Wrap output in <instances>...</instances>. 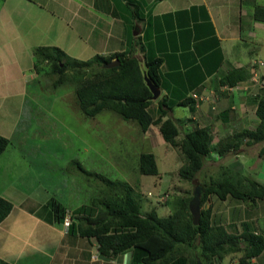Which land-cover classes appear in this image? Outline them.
Wrapping results in <instances>:
<instances>
[{
    "label": "crops",
    "instance_id": "1",
    "mask_svg": "<svg viewBox=\"0 0 264 264\" xmlns=\"http://www.w3.org/2000/svg\"><path fill=\"white\" fill-rule=\"evenodd\" d=\"M71 13L73 22L64 18ZM46 16L50 18L47 24H36ZM52 16L61 28H68L63 31L66 38L55 32L59 25L52 24ZM70 28L77 48L68 42ZM50 46L82 61L96 55L137 56L138 49L145 58H157L158 101L164 99L170 108L164 109L166 116L162 119H188L190 125L198 123L193 130L208 127L217 134L213 137L216 143L223 131L256 129L260 123L256 108L264 89L255 87L230 97L218 93L215 101L214 97L197 107L191 100L188 105L179 103L194 93L215 91L230 72L243 71L248 79L251 62H264V0H0V136L8 140L0 155V197L12 205L10 214L0 223V259L8 264H131L130 250L104 256L94 237L80 236V227L88 224L86 219L98 214V200L90 194L82 196V192L77 197L67 180H53L52 173L41 165L42 155L48 151L40 149L42 155L37 160L29 136L24 134L30 124L21 128L22 119L13 117L5 99L4 92L12 89L13 71H33V49ZM257 72L264 76V66ZM176 107L182 108V114L175 117ZM183 123L188 125L187 121ZM245 144L241 143L236 152V172L254 176L252 179L264 186V141L256 143L261 144L259 154H250L262 156L258 165L251 158L253 169L237 165L239 159L249 156V143ZM93 162L96 165L90 154L86 165L66 156L59 163L67 172L76 163L85 177L86 173H97ZM82 184L89 185L85 180ZM53 200L72 213L70 226L55 221L49 204ZM82 207L87 212L77 213ZM252 232L264 237V229ZM262 256L264 250L252 262L260 264Z\"/></svg>",
    "mask_w": 264,
    "mask_h": 264
},
{
    "label": "rangeland",
    "instance_id": "2",
    "mask_svg": "<svg viewBox=\"0 0 264 264\" xmlns=\"http://www.w3.org/2000/svg\"><path fill=\"white\" fill-rule=\"evenodd\" d=\"M54 14L58 17L60 16V13ZM54 18L52 16L51 20ZM64 18L72 19L71 22H73L74 13L64 16ZM49 19L46 16L41 22L36 24H47ZM69 23L70 21H68ZM52 24L54 26L59 25L57 31L52 30L57 32L58 36L61 33V39L67 37H65L66 33L63 31L68 28H61L59 20H52ZM71 31L74 32L70 28L68 42L76 47L72 43L75 39L71 38ZM133 31H131L132 34ZM87 44L90 45L89 43ZM137 51V56L132 53L127 55L138 59L141 69L144 70L145 55L139 49ZM51 52V50L45 49L43 52L44 57L39 59L37 57L32 67L33 71L22 72L14 70L10 76L13 81L12 89L10 88L4 94L6 101L10 103L11 112L14 114L13 117L22 119L21 128L30 124L31 127L26 129L24 134L29 136V145L35 149L37 160L40 159V149L47 150L48 153L41 154L44 159L41 164L42 167L48 169L52 173L53 180L58 183L61 182V179L62 181L67 180V184L78 193V195L75 194L77 197L81 196L79 192H82V196L86 197V194H90L94 200H98V203H103V201L107 203L109 200L125 198L130 190L134 200L139 205L141 216L145 217L155 212L159 217L166 218L174 216L179 210H182L183 205L188 201L190 203L194 198V194L202 186L209 185L212 181H222L228 178L235 181L234 177H232L233 175L230 176L229 173L225 172V168L236 172V161L238 159L236 152L239 148L229 150L224 156L218 155L217 157L215 153L218 151L217 144L219 145L221 142L220 145L225 144L229 137L237 134L236 131H223L218 137V141L215 138V141H217L215 143L213 142V137L217 134H214V131L210 132L208 127H205L211 137V145L209 147L211 155L206 158L203 170L196 176L194 182L183 179L179 171L187 166V159L181 152L179 145H171L164 142L159 132L161 123L159 122L160 111L157 101L160 95L158 99L152 100L148 110L154 120V124L149 127L150 130L148 129V132H143L135 120H126L109 110H103L95 117H87L79 108L75 90L83 81H91L96 73L102 71L103 68L107 69L104 67L106 64L93 63L90 66L76 68L72 65V59L74 58L70 56V58L63 57L62 63L68 61L64 72L66 79L63 84L55 87L59 74L52 71L51 60L47 57ZM84 52L89 51L85 49ZM90 59L83 61L74 60L84 62ZM254 68L251 65L250 76L245 80L244 84L251 82L253 77L252 69L257 72V66L256 69ZM78 75H82L81 80L77 77ZM218 90L219 87L215 91ZM209 97V100L214 98V96ZM216 99L215 97L214 101ZM18 103L20 105L17 107L16 104ZM213 107L215 108V106ZM174 113L176 114L174 115L175 117L179 113L182 114V108H174ZM173 120L179 128V135L176 138L178 143L188 130H193L194 127L198 126V123L197 125H190L188 119ZM183 121H187L188 125L186 127L183 125ZM247 141L248 139H244L241 146L245 147V142ZM247 146L249 156L239 159L237 164L242 163L244 167H241V169L245 168V166L253 169L251 158L256 159L257 165L259 164L258 158L260 156L254 157L250 156V154H259L258 150L261 144L249 143ZM249 146L252 147L249 148ZM85 150L89 152L91 150L90 154L94 155L96 165L93 162V166L97 169V173L89 172L84 177L78 171L76 163L70 166L68 172L61 167L60 158L65 156L67 159L82 160V163L86 165L90 154L85 153ZM143 153H152L155 156L158 167L157 176H144L139 173L138 158ZM60 154H62L61 157H59ZM89 166L91 167L90 163ZM42 174L43 170H41V178ZM242 176L247 177L246 181H238L242 187H244L243 185H248L246 183L247 179L254 178V176L252 178L248 175ZM260 176L262 175L259 174ZM83 180L85 182L88 181L89 185L82 184ZM247 189L249 190V187ZM98 207L101 209L105 208L103 204H98ZM203 210H209L210 220L213 224L222 225L226 232L230 234L240 235L244 231V224L246 223L251 231L258 232V230L264 229V199L251 201L249 199H233L228 196L221 201L214 196H210L205 203H200V213ZM118 230L128 229L118 228ZM195 244L194 250L200 256L202 246L196 241ZM130 252L132 255L133 250L130 249ZM242 254V252L231 253L222 259L208 254L200 256V262L202 264H236ZM175 256L176 259L184 258L187 264H192L193 252L188 251L185 247H182ZM259 263H264V256L260 258Z\"/></svg>",
    "mask_w": 264,
    "mask_h": 264
},
{
    "label": "trees",
    "instance_id": "3",
    "mask_svg": "<svg viewBox=\"0 0 264 264\" xmlns=\"http://www.w3.org/2000/svg\"><path fill=\"white\" fill-rule=\"evenodd\" d=\"M45 49L52 52L47 56L51 60L52 71L59 74L55 87L65 82L66 64L62 63L63 57L70 58L66 53L57 47H38L33 50L35 62L43 56ZM114 59L120 65L111 69H102L96 73L93 80L83 81L77 86L75 94L81 112L87 117H95L103 110L117 113L124 119L135 120L143 132L148 131L154 124L149 113L152 103V94L144 82V75L157 87L160 88L159 66L157 58L146 57L144 70L138 59L124 53L110 56L96 55L88 61H76L74 67H86L93 63L108 64ZM70 60V59H69ZM34 62V64H35ZM79 80L82 75H78ZM247 75L243 71H233L227 74L220 81L221 86L233 87L245 81ZM189 97L180 105H188ZM160 111L159 132L164 142L171 145H179L180 150L187 159V166L179 173L183 179L195 181L196 176L203 170L206 158L210 154L211 137L207 130L202 128L194 129L185 133L180 142L176 138L179 135V128L175 121L166 118V111L170 108L164 99L158 101ZM256 116L260 120L254 131H244L229 137L223 145L217 144V155L224 156L226 152L237 149L244 139L254 144L264 141V94L259 97ZM8 145V140L0 136V155ZM139 173L144 176H157L158 167L155 156L152 153L139 155ZM225 172L234 177L222 181H212L209 185L202 186L197 190L200 203H205L210 196L218 200H225L228 196L233 199L255 201L264 198V186L253 179H247L248 185L238 182L245 180L236 172L225 168ZM236 177V178H235ZM239 177V178H238ZM247 186V187H246ZM249 187V190L247 189ZM247 192H245V191ZM54 219L61 223L64 218L65 209L54 200L50 203ZM105 206L98 207V214L95 218L86 219L88 224L80 227L79 234L82 237H94L99 244V252L104 256H117L124 251L133 250L131 264H187L186 259H176L175 254L185 247L193 252L192 264L200 260V256L212 255L218 259L224 258L231 253L242 252V256L236 264H255L253 258L258 257L264 250V237L253 233L248 224H244V231L240 235L227 233L220 224H213L210 220L209 210L201 211V217L197 226L193 225L188 204L185 203L182 210L174 216L159 217L155 212L143 217L137 201L134 200L131 191L125 198L109 200L107 203L99 202ZM12 210V205L0 197V223L3 222ZM86 213V207H82L77 213ZM128 229V230H118ZM195 241L202 246L200 256L194 250ZM243 244V247H242ZM0 264H8L0 259Z\"/></svg>",
    "mask_w": 264,
    "mask_h": 264
},
{
    "label": "built area",
    "instance_id": "4",
    "mask_svg": "<svg viewBox=\"0 0 264 264\" xmlns=\"http://www.w3.org/2000/svg\"><path fill=\"white\" fill-rule=\"evenodd\" d=\"M252 67H263L264 66V62L260 61V60H254L251 63ZM255 69V68H254ZM252 80L249 84H244L245 81L233 86V87H228V86H220L218 91H210V95H202V94H198V93H194L192 95H190V98L195 102L196 107L199 106V104L205 102V101H209V96H214L216 98H218L219 94H226L228 97L233 96L236 93H240V92H250L252 88L258 87L260 89H264V76L259 74L258 72H254L252 69ZM212 109L214 110L215 108L212 107ZM211 155V153L209 154ZM215 155L218 157L217 153H215ZM71 218H72V213L70 211H65L64 213V218H63V222L62 224L65 227H68L71 223Z\"/></svg>",
    "mask_w": 264,
    "mask_h": 264
},
{
    "label": "water",
    "instance_id": "5",
    "mask_svg": "<svg viewBox=\"0 0 264 264\" xmlns=\"http://www.w3.org/2000/svg\"><path fill=\"white\" fill-rule=\"evenodd\" d=\"M119 65H120V62L117 59H115V60L111 61L110 63L106 64L104 67L107 69H111V68L117 67ZM144 82L152 94L151 99L152 100L158 99V97L160 95L159 88H157L145 75H144ZM188 209H189L190 215H191L192 220H193V225L197 226L199 224L200 217H201L200 198H199L198 192H196L194 194V198L189 203ZM196 264H202V263L200 262V260H197Z\"/></svg>",
    "mask_w": 264,
    "mask_h": 264
}]
</instances>
